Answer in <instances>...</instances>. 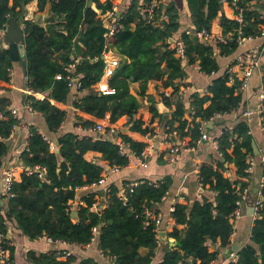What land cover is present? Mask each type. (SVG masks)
Returning <instances> with one entry per match:
<instances>
[{
	"label": "trees",
	"instance_id": "obj_1",
	"mask_svg": "<svg viewBox=\"0 0 264 264\" xmlns=\"http://www.w3.org/2000/svg\"><path fill=\"white\" fill-rule=\"evenodd\" d=\"M31 1L0 0V29L13 16L19 17L24 25L27 88L31 91L27 101L34 111L44 116L50 133L59 132L73 94L76 96L73 102L77 118L75 125L90 130L107 120L106 128L110 130L120 118L127 116V126L130 127L125 133L120 132V137L136 155H140L149 145L147 134L155 132V119L162 114L155 98L149 96L151 118L145 120L140 115V102L130 92V85L134 82L141 83L142 96L146 95L148 83L154 80L161 81L166 89H173L171 96L162 100L167 106L176 105L167 125L171 130L178 129L181 137L190 136V145L199 138L202 121L231 112L242 102V95L236 93L238 81L232 86L228 84V75L222 70L218 58L219 55L234 53L239 47L237 42L210 44L183 32L188 65L198 63L205 74H215L207 95L192 94L193 118L191 121L185 118L188 108L180 99V87L176 80L185 77L186 70L175 57L173 44L168 42L170 38H176L181 26L180 14L174 5H167L165 13L169 19L164 27H159L154 25L153 20L149 21L143 11L150 0H129L120 8L124 11L119 15L118 31L106 36L108 28L96 10L89 8L85 11L87 0H37L40 11L50 4L53 15L61 17L51 20L46 26L26 19V6ZM251 1L241 0L246 7L245 37H256L262 23L259 17L262 4L248 6ZM93 2L103 12L113 9L111 0ZM164 4L158 10L159 14H162ZM188 4L196 28L211 29L221 10L222 0H188ZM221 26L227 33L234 31L238 23L225 16L221 18ZM107 44L115 46L121 55L129 59L109 80L110 85L116 88V93L111 95L101 94L92 88L103 74L105 62L102 54ZM78 57L82 58L80 62H77ZM13 66L10 52L1 48L0 89H10ZM58 74L62 75V79L56 78ZM68 75L80 79L79 88H71L70 80L66 78ZM10 105V98L0 95V114L3 115L0 118V164L9 150L7 139L19 124ZM262 117L264 124V111ZM92 133L83 136L76 131L59 133L56 139L58 151H52L47 136L37 127L30 126L28 145L21 153V160L32 172L24 171L21 181L15 182V196L7 200L6 208L0 204L2 218L6 226L30 238L45 235L80 245L89 243L93 227L100 226L99 247L106 255L116 258L115 264H150L159 245L158 229L143 211L146 207L154 209V204L162 201L169 192L171 183L168 178L158 180V184L139 179L143 182L133 192L126 191L124 200L118 194L120 188L110 185V192L105 194L106 207L100 212L92 208L96 201L95 192H89L82 197L86 205L77 208V220L71 217L70 201L77 197V188L92 186L109 174L104 164L87 159L86 153H100V159L111 167L124 168L130 162L127 155L120 153L116 139ZM216 140L222 156L202 162L200 175L203 187L217 192V195L211 198L204 196L191 204L176 203L172 214L176 225L182 224L184 228L180 230L175 226L169 233L177 244L168 247L157 264H210L219 254L218 249L211 250V247L216 243L221 248L231 244L234 226L230 216L242 190L251 181V175L246 171L247 157L254 153L249 123L242 119L231 128H223ZM226 162L236 167L234 177L227 175L230 167L226 166ZM38 167L45 172L44 178L35 171ZM261 192L264 196V183ZM251 240L252 243L237 251L238 260L232 264H264V201L254 221ZM13 247H10L11 253ZM141 247L148 248L149 254L142 256L139 252ZM29 256L39 264H73L76 261L73 256L59 259L56 250L49 254L30 252ZM78 264L99 263L92 258H84Z\"/></svg>",
	"mask_w": 264,
	"mask_h": 264
},
{
	"label": "crops",
	"instance_id": "obj_2",
	"mask_svg": "<svg viewBox=\"0 0 264 264\" xmlns=\"http://www.w3.org/2000/svg\"><path fill=\"white\" fill-rule=\"evenodd\" d=\"M104 2L105 0H101ZM113 7L120 8L129 2V0H111ZM164 3L167 5H174L180 14L179 21L181 23L179 31L176 33V38H181L183 32L191 31L194 32L197 28L193 24L190 7L188 0H164ZM28 13H26V19H31L36 21L40 19L42 23H39L43 26H46L51 20H58L60 16H54L50 10V4H48L44 11H40L38 8V1L33 0L28 5ZM92 8L101 16L104 20V26L107 28L111 25L113 21L110 17V10L103 12L102 9H98L96 4L93 3ZM227 17L230 19L234 18V12L228 3L223 2L221 10L218 16L213 20L211 24V31L214 33H223V28L221 26V18ZM37 22V21H36ZM24 27V25H23ZM2 39V38H1ZM109 56L117 57L120 60V63L129 62V59L121 55L115 46L110 45L108 48ZM244 51H253L258 56V66L250 80L249 87L244 90H237L236 93L242 95V102L239 107L235 110L225 113L222 116L214 117L209 121H202L204 129L208 132L210 139L203 141L199 145H190L191 137L186 136V145H180V152L178 153V158L172 160V155L170 151V146L163 138V126L167 123V120L171 118L172 113L175 110L176 105L167 106L169 108L167 120L164 118V113L162 117H157L155 119L156 125L158 127V133L154 134L152 138L153 150L149 155L147 162L148 166H133L128 165L119 171L109 172L106 182L102 185H92L87 186L86 188H79L77 190V197L74 201L82 199V197L89 193L95 192V198H98L100 203H105L107 193V188L110 185H115L118 188H121L125 181H132L137 179H148L150 181H158L164 178H168L171 185L167 196L162 199L160 202L154 204V209L159 211L163 215L162 223L160 225V231H165L168 233V240L170 242H176L175 238L170 237L169 233L173 231L174 227L177 226L180 230L184 228V225H176V221L173 217V214L170 212L171 206L176 203L188 204L193 203L196 199L202 200L204 196L212 197V191L209 188H204L198 179L200 172V165L204 161H213L221 157L219 155L218 149L214 145V140L221 135L223 128L226 126H233L237 121L242 119L247 120L250 127V133L253 138V146L256 144L259 153H264V125L263 117L260 112V107L262 101L260 98L263 86H264V37H255L248 39L242 46H239L238 49L229 56H218L219 62L222 70H226L229 67H232L233 72H239L240 69L237 66H233L234 61L237 56ZM78 59H82L78 57ZM186 75L183 78L176 80L177 85L180 89V99L188 108L189 98L192 97V94L197 92L201 96L207 95L209 93V85L212 83L213 75H204L198 71L191 64H186L185 66ZM15 73V76L13 75ZM12 79L9 90L1 89L0 95H7L11 100L10 109L16 110V117L19 119V124L14 128L12 135L7 139L9 143V150L6 155L1 158L2 164H18V171L16 182H20L22 179V174L24 173L25 166L23 167L20 164V159L22 151L25 149V141L27 139L28 130L30 126L37 127L44 135L53 142H57V136L59 133L66 131H76L80 136L84 134H93L92 129L86 130L81 126L75 125L77 122L76 110L73 107V102L76 100L75 95H71L68 101L67 106V116L65 121L60 126L58 133H50L47 129L45 118L41 113L36 111H30L28 109L27 96L30 91L27 88V77L24 73L22 66L14 62L13 69L11 71ZM140 82H134L130 85V92L137 97L140 102L139 113L144 117L145 120L151 118V102L149 96H153L158 104L162 103V99L159 95V92L163 87L161 81H150L148 83L146 95L142 96L140 94ZM77 89V88H76ZM75 89V90H76ZM206 103V105H208ZM254 110L255 114L246 118H241L240 120L237 117H243L242 115L248 111ZM185 118L190 121V116L186 112ZM200 121V119H198ZM128 122V117L123 116L120 118L117 123L114 125L118 132H121V128L126 127ZM100 135V134H99ZM103 136V135H102ZM57 144V143H56ZM255 150V148H254ZM58 151V149H57ZM254 156H258L253 153ZM86 158L89 160H94L104 164L108 169L109 164L100 159V153L96 151H89L86 153ZM95 158V159H94ZM229 172L234 177L236 167L234 164H229ZM228 172V173H229ZM227 173V174H228ZM263 167L261 164L257 163L254 167L253 173L251 175L250 185L248 186V192L246 200L243 203V216L238 220L236 226L234 227V232L231 236V244L228 247L221 248L216 247V244L211 247V250L218 249V257L212 261L210 264H221L225 260L229 253L232 251H238L245 245L252 243L251 240V231L254 225L255 217L253 216L252 207L262 196L261 192V182L263 177ZM73 201V200H71ZM70 201V202H71ZM7 200L3 201V208H6ZM4 209L2 211H4ZM9 227V226H8ZM11 230L10 236L15 242L13 251L11 253V262L12 264H39L30 258L29 253L35 252L36 254H49L56 250L57 245L48 241L46 236L30 238L24 233L9 227ZM62 248H66L72 252L73 257L76 258V261L73 264H78L84 258H92L99 264H115L116 258L106 255L100 249L98 240L92 245L86 247L76 243H61ZM170 247V246H169ZM169 248L164 246L161 241L156 249L155 257L153 258L150 264H157L160 262L166 250ZM228 250V251H227ZM139 252L142 256L149 254L150 250L146 247H141ZM66 260V259H62Z\"/></svg>",
	"mask_w": 264,
	"mask_h": 264
},
{
	"label": "built area",
	"instance_id": "obj_3",
	"mask_svg": "<svg viewBox=\"0 0 264 264\" xmlns=\"http://www.w3.org/2000/svg\"><path fill=\"white\" fill-rule=\"evenodd\" d=\"M223 2L228 3L234 12V18L233 19L236 20L238 23V26L234 29V31L227 32V33H224V32L223 33H214L210 29L203 28L200 30L196 29L194 32L187 31V33L192 34V35L196 36L199 40H201L203 42L210 43V44H227V43L235 40L239 46H242L248 39L255 38V37H245L243 35V27H244V23H245L244 12L246 10V7L241 4V0H222V3ZM258 3L262 4V7L259 9V11H260L259 17L262 20V23L260 25V32L256 37H264V0H252L250 3H247V4H248V6L252 5V7H254ZM162 4H164V0H150L149 3L143 9V11L146 12V14H147L148 20L149 21L153 20L154 25L159 26V27H164L165 22L168 21V19H169L168 15L166 13H164V12H162V14L158 13V10H160V8L162 7ZM122 11H124V9L119 10L116 7H113V9L110 10L109 14H110V17L112 18L113 21L111 22V25L109 27H107L108 33L106 34V36L114 35L118 31V29L120 27L119 23H118L119 22V15L121 14ZM7 27H8V23L4 24L3 27L0 29V38H2V36L5 34ZM172 44H173V47L175 49V57L177 59H179L182 63L188 64L186 45L184 43L183 38L182 37L181 38L180 37L174 38V41L172 42ZM109 47H110V44H107L104 51H103V54H102V58L104 59V62H105L103 74H102L101 78L92 86V88L95 91H97L101 94H104V95H111V94L116 93V88L112 87L110 85L109 80L112 78V76L115 75L117 69L121 66L119 58L109 56V51H108ZM77 62H79V61H77ZM191 65L194 66L202 74L207 75L200 69V66L198 63H194ZM234 65L239 67L240 71L239 72H233L232 67H229L226 70V73H227L228 79H229L228 84L232 86L236 83V81H238L239 84H238L237 90L247 89L249 87L250 80H251V78H252V76H253V74H254L257 66H258L257 54L253 51H244L237 56L236 60L233 63V66ZM56 78L62 79V75L58 74L56 76ZM66 78L68 80H70L71 88H73L74 90L76 88H79L80 82L79 83L74 82L75 78L71 77L70 75H68ZM76 78H78V77H76ZM172 92H173L172 88L171 89L162 88L159 92V95H160L161 99L163 100V98H165V97H170ZM260 98L262 101V105L260 107V112L262 114V112L264 111V104H263L264 86H263ZM191 103H192V97L189 98L188 111H187V113L190 116V121L192 120L193 113H194V109L191 106ZM27 107L30 111H34L32 108V105L30 103H28ZM12 113L14 115H16V110H12ZM253 114H255L254 110H248L242 115L243 117H240V118L237 117V119L238 120H240L241 118L247 119L248 117L252 116ZM222 115H224V114H217L215 117H219ZM1 117H3L2 114H0V118ZM106 123H107V120L98 124L92 130L98 134L103 135V136H108L109 138L116 139V143L119 145L120 153L123 155H127L130 159V162L128 165L131 164L133 166L147 167L148 166L147 159L153 150L152 138H153L154 134L158 133V127L160 129H162L160 127V125L155 126V132L154 133L147 134L149 145L146 147V149L144 151L141 152L140 155H136L135 152H133L131 150L130 145L120 137V132H118V130H116V128L114 126L112 128H110V130H107ZM226 127L231 128L229 126H226ZM199 129H200L201 134H200L198 139L193 141L195 143V145H199L203 141L210 139V136H209L208 132L204 129L203 124L200 125ZM27 135L28 136H27V139L25 141V148L28 145V138L30 136V130H28ZM236 137H237V135L234 136V138H236ZM163 138L166 140V142L170 146L172 160H176L178 158V153L180 152V145H182V144L186 145L187 144L186 143L187 137L186 136L181 137L178 129H172L171 130L169 128V126L167 125V123H165L163 126ZM47 140L50 143V149L52 151H57V149H58L57 144L55 142L49 140V138ZM178 141H180V142L178 143ZM178 144H180V145H178ZM214 145L218 149L219 146H218L217 140H214ZM219 155L222 156L221 153H219ZM20 159H21V157H20ZM247 160H248V167H247L246 171L250 175H252L254 167L257 163L261 164V166L264 167V153L263 154L260 153V155H258V156H254L253 154H250V155H248ZM17 165H18L17 163L13 164V165L0 164V204L3 201L8 200V199L15 196V193L13 191V186L16 182V177H17V171H18V166H19V165L18 166ZM120 169H122V168H120L118 166H115V167L108 166L109 172L119 171ZM25 170H26V167H25ZM26 171L32 172V170H26ZM35 171H37L39 173V176L41 178L45 177V172L42 169H40L39 167ZM227 175L231 176L232 174L229 172ZM107 176L108 175H104L101 179H99L93 185L96 186V185L104 184L106 182ZM198 179H199L200 184L203 186L200 172L198 175ZM142 182L143 181H140L139 179H137V180L129 181L126 184L123 183L122 187L120 188V192L118 193L120 198L124 200V198L126 196V191L129 190L130 192H133V190L137 186H139ZM152 183L158 184L157 181H152ZM263 183H264V175L262 177V182H261L260 186H262ZM86 187L87 186H83V188H86ZM77 190H78V188H77ZM108 192H110V187L107 188V193ZM247 192H248V187H246L242 190L241 197L236 203V208L230 216L231 223L233 224L234 227L236 226V223L238 222V220L243 216V203L246 200ZM167 194H168V192L163 197V199L167 196ZM212 194L215 196V195H217V192L212 191ZM95 200L96 201L92 204V208L94 210L100 212L101 210H103L106 207V203H100L98 198H96ZM262 201H264V200H262L260 198L254 205L253 216L255 218H257L259 216V207L261 206ZM85 205H86V202L83 199H80L78 201L73 200L70 202V209L72 210V212L77 211V208L79 206H85ZM175 205L176 204L171 206V208H170L171 213L174 212ZM143 214L146 216L147 219L155 222L157 229H158V233H159V231H160L159 227H160V225L162 223V219H163L162 213L159 211H156L155 209H151L149 207H146L143 211ZM146 222H147V220H146ZM10 233H11V230L9 229L8 226H6L4 219L2 218V212L0 210V264H12L10 247L14 246L15 242L12 240ZM99 233H100V226L93 227V236L91 237V241L89 243L83 245V246L88 247V246L92 245L93 243H95L98 240ZM43 236H45V235H43ZM39 237H42V236H39ZM46 238L48 239L49 242L57 245L56 252H57V257L59 259H67L69 256L72 255V252L70 250L61 247V243H66V241L58 240V239L54 240L53 238L48 237V236H46ZM158 238H159V235H158ZM159 242H160V238H159ZM68 243H70V242H68ZM237 260H238L237 251H232L229 253V256L225 260H223V262H221V264H232V263L236 262ZM190 262H192L191 258H190Z\"/></svg>",
	"mask_w": 264,
	"mask_h": 264
},
{
	"label": "water",
	"instance_id": "obj_4",
	"mask_svg": "<svg viewBox=\"0 0 264 264\" xmlns=\"http://www.w3.org/2000/svg\"><path fill=\"white\" fill-rule=\"evenodd\" d=\"M207 1H209V0H207ZM93 3H94L93 0H87V6L85 8V11H87L89 8H92ZM166 7H167V4H164V7H163L164 13L166 11ZM23 29H24V27L20 23L19 17H17V16L10 17L8 20L7 30H6L5 34L2 36L1 40L3 42V48L7 49L10 52L11 59L14 62L21 65L24 73L26 74L27 73V64H26L27 58H26V45H25V37H24ZM173 41H174V38H170L168 42L172 43ZM81 60L82 59H77V61H79V62ZM185 65L186 64L183 63V66H185ZM74 82L79 83L80 79L75 78ZM157 107L160 109L161 113H164V118L167 120L168 113H169V108L167 107V105L164 102H162V103L158 104ZM129 127L130 126H126V127L121 128V132L125 133L129 129ZM100 136H102V135L100 134ZM179 142L180 141H178V143ZM254 148H255L254 153L257 155H260L258 148L256 147V144H254ZM20 164L22 166H24L23 161H20ZM226 166L227 167L229 166L228 162H226ZM26 170H32V169L29 167H26ZM260 198L262 200H264L263 195L260 196ZM1 205H3V203H1ZM253 212H254V207H252L251 214ZM71 217L77 220L78 212L73 211L71 213ZM158 235H159L161 243L164 246L172 247V246H175L177 244L176 242H170L168 240V233L165 231H159ZM216 247L217 248L219 247L218 243L216 244Z\"/></svg>",
	"mask_w": 264,
	"mask_h": 264
},
{
	"label": "rangeland",
	"instance_id": "obj_5",
	"mask_svg": "<svg viewBox=\"0 0 264 264\" xmlns=\"http://www.w3.org/2000/svg\"><path fill=\"white\" fill-rule=\"evenodd\" d=\"M26 9H27V12L26 13H28V7L26 6ZM38 23H42V21L40 20V19H37L36 20ZM1 48H3V42H2V40H0V49ZM14 76H15V73L13 74Z\"/></svg>",
	"mask_w": 264,
	"mask_h": 264
}]
</instances>
